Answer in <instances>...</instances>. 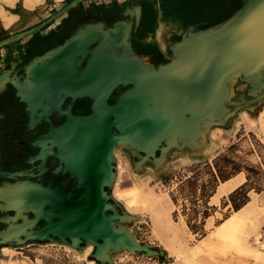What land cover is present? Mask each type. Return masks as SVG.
I'll return each mask as SVG.
<instances>
[{"label": "water", "instance_id": "1", "mask_svg": "<svg viewBox=\"0 0 264 264\" xmlns=\"http://www.w3.org/2000/svg\"><path fill=\"white\" fill-rule=\"evenodd\" d=\"M80 1L71 0L44 23L1 40L0 46L41 29ZM136 5L137 18L132 15L133 6L123 11L130 18L111 25L104 21L76 25L61 43L33 57L22 79H10L16 96L26 103L30 127L41 117L50 121L53 110L65 112L62 123L52 124L32 143L44 149L46 143L56 146L81 189L74 196L49 183L34 182L61 196L63 209L70 211L76 226L73 235L47 232L32 239L53 235L80 249L91 243L89 255L98 264H112L110 253L119 250L163 254L117 224L131 216L117 212L105 189L114 180V147L123 146L140 160L153 161L161 160L172 147L195 149L211 126L222 125L237 108L230 100L236 80L248 83L249 96L264 94V89L252 93L251 85V79L264 77V0H240L228 16L207 27L188 25L170 46V58L156 66L145 63L131 45L132 28L140 19L141 7ZM122 24L127 30L120 29ZM14 81L21 84L23 92ZM119 86L125 88L109 103ZM66 96L72 100L88 97L90 112L72 114L70 106L63 111ZM43 208L59 219L64 213L48 201ZM45 227L44 221L35 231L42 232Z\"/></svg>", "mask_w": 264, "mask_h": 264}, {"label": "rangeland", "instance_id": "2", "mask_svg": "<svg viewBox=\"0 0 264 264\" xmlns=\"http://www.w3.org/2000/svg\"><path fill=\"white\" fill-rule=\"evenodd\" d=\"M65 1L0 0V41L44 23L62 8ZM90 2L93 0H84L74 7H84ZM120 2L124 10L136 5L135 0ZM228 15H220L205 27ZM197 28L201 27L197 25ZM185 30L186 27L175 20L162 19L159 15L146 40L168 60L170 46ZM25 40L6 43L0 48V73H10ZM248 88V83L239 79L232 84L230 100L237 108L222 125L211 126L195 149L172 147L164 152L161 160L153 161L140 160L123 146L114 147V180L106 190L117 212L131 216L117 220V224L125 226L136 240L163 254L119 250L110 253L112 264H264V194L257 195L264 191V94L253 98L248 95ZM227 159L239 163L243 174L249 176L244 189L250 188L248 192L253 203L234 227L221 233L212 245H208L210 247L200 248L202 237L214 232L226 218L236 215L229 197L220 203L213 198L212 201L218 203L216 206L204 203L200 198V184L208 181L210 173L215 172V162L230 170L231 163ZM135 186L140 189L142 201L128 206L116 190ZM236 200L239 201V197ZM159 206L163 213L157 217L155 213ZM0 210L8 211L1 207ZM203 210L209 214L206 218H203ZM31 215V212L27 213L29 218ZM2 220L9 222L5 218ZM43 225L42 219L33 228ZM188 226H203L205 234L200 236L199 231L193 232ZM2 243L6 245L0 247V264L96 263L89 255L91 245L81 250L53 235L42 240L24 238ZM242 244L246 248H242ZM254 253L262 258H256Z\"/></svg>", "mask_w": 264, "mask_h": 264}, {"label": "flooded vegetation", "instance_id": "3", "mask_svg": "<svg viewBox=\"0 0 264 264\" xmlns=\"http://www.w3.org/2000/svg\"><path fill=\"white\" fill-rule=\"evenodd\" d=\"M114 1L117 2L116 5L112 4ZM102 4L106 6L103 10H101ZM74 6L57 17L59 18L58 21H55L57 19L55 18L41 29L8 42L10 44L14 41L26 39L10 73H0V78H6L3 87L0 89V190L22 182H35L42 185L49 183L50 187L57 188L64 194L69 193L77 196L81 192V189L77 187L76 176L66 169L61 161L58 148L56 146L50 147L49 143H46V149H44L39 143H32L33 139L46 133L52 124L59 125L62 123L66 119L65 112L61 113L59 110H53L49 115L50 121L41 117L38 122L30 127V116L29 111L26 109V103L20 101L19 97L16 96V89L10 81L14 76H19L22 79L26 75V66L30 60L61 43L70 35L76 25L96 21H104L106 24L111 25L115 20L128 17L124 16L123 4L118 0H110L109 2L103 0L96 2V0H93L84 7L76 8ZM110 7L112 10L108 11L107 8ZM131 12L133 17L137 18L139 14L138 5H134ZM209 23V21H204L197 25L205 27ZM137 28L138 25L133 26L131 31L133 50L139 56H142L145 63L154 66L165 63L167 60L161 51L146 40L151 33L138 36ZM124 88L122 86L117 87L108 102H114L116 94ZM90 103L91 100L88 97L72 100L66 96L61 104V109L66 111L70 106L72 114H88ZM0 207L6 209L3 200H0ZM13 216V210H0V230L22 222L21 218L12 220ZM31 217L33 216L31 215ZM2 218H8L9 222H3ZM39 222H42V219H39L36 223ZM19 238L22 239L23 236ZM10 240L14 241L15 239ZM5 245L6 243L0 242V247Z\"/></svg>", "mask_w": 264, "mask_h": 264}, {"label": "bare ground", "instance_id": "4", "mask_svg": "<svg viewBox=\"0 0 264 264\" xmlns=\"http://www.w3.org/2000/svg\"><path fill=\"white\" fill-rule=\"evenodd\" d=\"M120 29L122 31L127 30V25L126 24L120 25ZM5 81H6L5 77L0 78V89L3 87ZM14 82L19 86L21 92H23L24 90L21 87V84L18 83V81H14ZM251 85H252V93H257L260 90L264 89V77H255L251 79ZM239 177L237 178L235 177L231 181L218 186L217 192L215 193V195L213 194L214 197L212 198H214V200H217L220 194L227 192L230 188H232L234 185L239 183L241 181ZM116 193L119 197H122V199L126 201L128 206H131L134 202L141 203L142 201V195L140 193V189L138 188V186L128 188L125 190L118 189L116 190ZM0 200H3L5 202L6 209H12L14 211V216L12 217V220H15L17 218H21L22 220L20 224H16L14 226H7L5 229L0 230V239L3 241H8L10 239L21 241L24 238H29V237L33 238L37 236H42L47 232H52L60 236H63L64 234L73 235L75 231L76 225H74L73 223V219L69 213L70 211H68L67 209L65 210L63 209L65 202L64 200H62L61 196L53 189H50L48 187H42L33 182H22L1 189ZM46 201L50 203L52 208H55L57 206L59 207V209H61V211L64 212L62 216H60L61 217L60 219L54 215V212H52V210L46 211L45 208H43V204ZM252 203H253L252 200L250 201L248 200V202L244 204L241 208L235 210L234 213L236 215L226 218L214 232L208 233L207 235L202 237L200 239L201 243L198 246L201 248L203 246H208L210 244L212 245L214 240L220 237L221 233H223L225 230L229 228L234 227L236 222L240 219L241 214H243L245 210L249 208V204ZM156 210L157 211L155 214L157 217L158 215H161L163 213L162 207L160 206ZM29 212L32 213L33 215L32 218L27 217V213ZM55 214L58 215L56 211ZM39 219H43L46 225L45 229L42 232L35 231V228H33V225ZM20 236H23V238L20 239L19 238ZM88 245H91L92 248V244L88 243L83 247H81V250H85ZM241 247L246 248L244 244H242ZM253 255L256 258L259 257L262 258L261 257L262 255L258 253H254Z\"/></svg>", "mask_w": 264, "mask_h": 264}, {"label": "trees", "instance_id": "5", "mask_svg": "<svg viewBox=\"0 0 264 264\" xmlns=\"http://www.w3.org/2000/svg\"><path fill=\"white\" fill-rule=\"evenodd\" d=\"M69 1L71 0H66L64 4ZM136 3L141 7L137 33L138 36H143L154 30L159 15L162 19H172L186 27L204 21L212 22L220 15L230 14L240 5V0H137ZM112 4L116 5L117 2L114 1ZM105 8L106 6L102 4L101 10ZM107 9L108 11L112 10L111 7ZM227 160L228 163H231L230 170L221 168L215 162V172L210 173L208 181L200 184V198L204 200V203L208 202L209 197L213 194L219 181H224L242 171V167L239 163L229 159ZM245 177L246 180L228 194L231 206L234 210H238L248 202L249 198L247 193L250 188L244 189V186L248 183L249 176L247 175ZM191 183L196 185V182L194 181ZM237 197H239V201L236 200ZM202 213L203 218H206L209 215L206 210H203ZM188 227L193 232L199 231L200 236L205 234L203 226Z\"/></svg>", "mask_w": 264, "mask_h": 264}, {"label": "crops", "instance_id": "6", "mask_svg": "<svg viewBox=\"0 0 264 264\" xmlns=\"http://www.w3.org/2000/svg\"><path fill=\"white\" fill-rule=\"evenodd\" d=\"M103 1H105V2H109L110 0H103ZM118 1H121V0H118ZM241 174H242V175H241ZM239 176H240V178H242L241 181H240L239 183H237L236 185H234L232 188H230L227 192L220 194V195L218 196V203H220L222 200L224 201V199H228V194H229L231 191H233L236 187H238L240 184H242V183L246 180V177H245V175L243 174V172L240 171V172L236 173L235 175H233V176H231V177L225 179L224 181H219V182H218V184L216 185V187H215V189H214V192H213L214 195H215V193L217 192L218 186H220V185H222V184H225V183L231 181L232 179H234L235 177L237 178V177H239ZM222 182H223V183H222ZM213 194L209 197L208 203H210V204L216 206L218 203L212 201V199H213L212 197H214ZM261 194H264V191H260L259 193H257V195H261ZM248 198H249L248 200H250V194H249V192H248ZM229 204H230V203H229ZM229 204H227L226 206H228Z\"/></svg>", "mask_w": 264, "mask_h": 264}]
</instances>
